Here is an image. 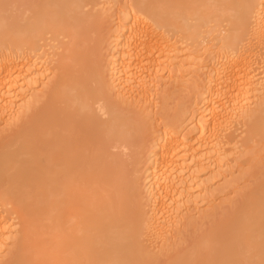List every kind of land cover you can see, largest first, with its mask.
I'll return each mask as SVG.
<instances>
[{
  "label": "bare ground",
  "instance_id": "bare-ground-1",
  "mask_svg": "<svg viewBox=\"0 0 264 264\" xmlns=\"http://www.w3.org/2000/svg\"><path fill=\"white\" fill-rule=\"evenodd\" d=\"M59 1L0 0V124L7 118L5 128L10 129L26 120L5 133L6 141L0 143V255L8 252L10 240L14 246L10 247L14 255L4 263L0 256V264H152L129 245L137 225L130 217L138 210L134 214L129 209L132 185L125 182L123 168L124 176L118 170L124 165L117 164L114 154L127 149L128 142L131 147L127 118L121 108L109 103L96 71L91 75L84 69L90 61L79 48L83 33L76 26L81 15L76 12L91 0ZM131 4L114 17L118 22L108 38L115 49L110 82L123 97L154 106L158 91L169 89L175 78L184 75L186 61L176 54L181 46L219 40L227 57L225 65L201 67L205 86L188 119L179 125L174 120L162 124L147 147L140 173L151 215L147 222L143 220L145 230L161 243L167 236L162 232L165 223L171 229L184 225V214L192 208L201 216L225 188L210 191L208 182L200 198L185 185L177 186L185 177L183 172L205 167L212 159L209 163L218 169L232 162L217 147L214 158L210 154L215 150L198 155L199 151L211 138L221 143L219 133L231 134L235 122L240 124L249 116L252 121L264 112L260 107H264V71L259 74L257 67L263 54L255 56L249 45L252 30L262 47L264 0H133ZM252 18L256 24L250 26ZM60 36L70 40L60 43ZM50 40H57L58 49L64 50L55 63L60 74L48 86L44 82L49 76L39 70L35 59H40L49 47L44 43ZM191 64L197 66L195 61ZM38 87L45 90L35 92ZM256 100L259 107L251 111ZM223 106L227 118L218 115ZM235 214L236 218L223 217L227 220L221 226L211 227L166 264H264V192ZM12 218L19 227L15 241L4 236Z\"/></svg>",
  "mask_w": 264,
  "mask_h": 264
},
{
  "label": "rangeland",
  "instance_id": "rangeland-1",
  "mask_svg": "<svg viewBox=\"0 0 264 264\" xmlns=\"http://www.w3.org/2000/svg\"><path fill=\"white\" fill-rule=\"evenodd\" d=\"M10 1L11 0H9V2ZM23 1L24 0H22V2ZM131 1L133 2V0H93V1L91 0V3L85 1V3H82L83 5L81 6L82 7L81 12H78V11L76 12V13L81 14L80 15L81 19H80V16H78V14H77V16L79 18L78 19L79 22L76 26L79 25L81 28L80 27H78V28H80L82 31L81 33H83V35L80 37L81 39L78 38L79 44H81V46L79 48L83 49L82 52H87L84 54L86 55L85 56L86 60H88V58H89V61H90L89 63H86L87 65H85V66H87V67H84V69L87 70V72H88V70H90L88 73L91 75H92V71H93V73H94V71H96L95 75L97 76V80H99L100 82L103 81L102 82L103 87H104V90H106V92H107L106 94H107V98L109 99L108 100L109 103L112 102L110 104L117 105V109H120V108L122 109V111L120 110V112L125 116V118H127V122H128L127 126H129L128 128H130L132 130V131H130V129L127 130V133L129 132L128 133V136H129L128 139L131 140L130 138L131 137L133 138L132 141H130V142H132V143H130L131 147H129V142H128L127 149H125L124 151L122 149L121 152H118L121 149L118 151L116 150V153H114L115 155H118L116 157L118 159V160L116 159L117 164L118 165L119 164L124 165L123 167H121L119 165L120 167L119 166L118 167L121 169H119L117 167L118 170L122 171V173L120 172L121 174H123V170H124V174L127 175L124 178L125 182L129 181L128 183L132 185L130 187L131 194H132V195H130L131 196L130 198H132V199L130 200V198H129V202L132 201V204H129L131 207L129 209L132 211V213H134L136 210H138V212H135V213H137V215H133L131 213V211H128V212L126 211L128 215H129V213L131 214L129 216L133 215L132 218L130 217V219L131 220L136 219V221L134 220V222L137 223V225L135 224V226H136L135 231H133V233L130 232L132 235L129 233L131 235V237H129V239L131 238V243H129V245L135 252L138 251V252H136L137 255L140 252V254L145 258V260L151 261L150 263H152V264H166L171 258H173L175 255L183 252L186 247L192 245L193 242H195L198 238L202 237L211 227H213V226L215 227L217 225L221 226V224H223L227 220V218H223V217L227 216L229 218V216H233V215L235 217V215H236L235 213H237L238 210L241 209L243 204L245 205V203L247 201L254 200V197L260 196L264 192L263 191L264 190V112H263V114H260L259 116L256 115L257 118L252 116V117L256 118L255 120L253 118V120L251 121V118H250L251 116L248 115L249 118H247L245 121L243 119L244 122H242V120H241L240 124H239V122H235V124L233 126L237 125V127H235V128L232 127L233 130L231 129V131H232L231 134L227 133V135L221 136L222 133H219V135L221 134L220 137H223V138H220V139H222L221 143H220L219 139L217 140L214 137V139H215L214 140L213 138H211L212 140L211 139H210L211 141L209 140V143H207L208 145L206 144L205 145L206 147H204L203 150H201L202 152L200 153V151H199V153H198V155H199V154L211 152V151L215 150V148L217 147L216 149L218 150L219 154L225 153V157L227 156L226 158L229 160V162L232 161L231 163L233 165L231 163H230V165L224 164V166H222V168L218 169V168H216L215 164H214V166L211 164L212 163L211 161L214 160V159H212L211 161H209L211 163L207 162L206 165L204 164L205 167L203 165H201L203 167L192 168L191 172L194 171L193 173H195V174L192 173V175H191V172H189V171L183 172L185 174V177L182 178V180H178V182H177L178 187L182 188V186L185 185L184 187L185 188L188 187V189L190 190L189 191L190 193H192L196 197H200V198H201V196H203V194L200 193L201 189L206 187L205 184H207L208 182H209L208 186H211V187H209L210 191H212L213 188H214V190L219 188V190L221 191V189H223L225 187L221 191L222 193L218 196L219 198H214L212 200V202L209 203L210 205L208 204V206H206L204 208V212L201 216H196L193 208L191 210H193L194 212H192L190 210V212L188 214L185 213L187 205H185V207L183 206L181 209H184V210H181V211H184V213H185L184 215H185V217H187L188 220L186 219V223H184V225L177 226V227L175 226L174 229H171L170 225L165 223L164 227H163L164 231L162 230V232L164 234H166L167 236H163L164 237L163 242L161 241V243H160L159 242L160 240H158L156 236L155 237L152 236L154 234H152L150 232H149L150 233L149 234L148 231L145 230V227H146L145 223L147 222V220L149 219V216L151 215V211H150L151 206H150V203L148 201V198L146 197V194H144V192L146 193V191H145V185L146 184H145V181L143 179L144 177L141 174L142 172L140 170L141 165L146 158L147 147L153 142V140L156 136V133H157V128H159V127L161 128L163 126L162 124H165V122H168L170 120H174V123L176 125L185 123V121L189 117L190 110L193 108V105H194L193 101L197 97L201 96V94H203V89H204L205 80H206V77H205L206 74H205V70L202 71L201 69L206 67V66H211L212 64H214V65L219 64V66H221L224 62H227V61H225V59L227 57H225V55H223L226 52L222 51L223 49L221 47H219V45H220L219 40L211 41L212 39L210 40L208 38V40H205L204 44L203 43H194V45H191V46L189 44L188 47L187 46L186 47L181 46L182 47L181 48L182 50H180L181 52L178 51L179 53L177 52L176 54H178L177 56L179 58L182 57L181 60L186 61L185 62L186 67H185V69L182 70V71H184V73H183L184 75H182L181 77L175 78L174 82L169 87V89H160L158 91L157 100L154 103V106H152L153 105L152 104L151 107H147L142 101H139L138 98H134V97L133 98H129V97L125 98V97H123L122 95H120L118 93V90L114 91V89L112 88V84L110 82L112 70L110 69L109 64H111V62L113 60V57H114L113 52L115 51V49L113 51V47L110 45L108 38H110L111 33L113 32V30H115V29H113V27L118 22V20L115 18H117V16L121 12H124V10L126 8H128L129 6L132 5ZM18 2L19 1H17V5H18ZM59 2L62 3L63 0H60ZM64 2H65V0H64ZM83 7H85V8H83ZM9 8H11V6ZM255 22H256V20L254 18L253 21L252 20L250 21V26L253 24L255 25L256 24ZM251 33H253V34H251ZM250 34H251V38H252V39H250L252 41H249L251 43V44H249V45H251L250 50L253 49L252 52L257 53L255 56L261 57L262 54L264 56V45H262V44H264V40H263V43L261 42L262 44H260L262 47H260V46H258L259 45L258 39L255 38V37H257L255 35L256 33L252 32V30H251ZM60 37H61L59 39L60 43H63V42L66 43V42H68L66 40H70L69 39L70 37L65 38L63 36V40H62V36H60ZM209 37H211V36H209ZM253 38H255L256 41L253 40ZM82 41H83V43H82ZM216 41L217 42L219 41L218 44ZM50 42L51 43H48V42L44 43L45 45H47L49 47L46 48V46L44 45L46 49L45 50L43 49L44 52H42L43 54L41 55V57H39L40 59H38V60L35 59L37 66L40 65V68L39 67H37V68H39V70L41 72H43V73L45 72V74H47V76H49L47 81L44 82V85L47 84L48 86L51 82H53L54 79L56 80L60 74V71L59 70L56 71L57 69H55V66H56L55 63H57V60H58L57 56L60 55L61 53H63L62 50H64L63 46L59 47V49H58V46L61 44L58 45L57 40L56 41L50 40ZM54 42H56L55 43L56 45L54 44ZM253 42L260 48V50L258 49V47L255 46V44H252ZM247 46H248V44H247ZM248 47L250 48V46H248ZM253 47H256L255 49L257 51ZM84 49H85V51H84ZM183 49H186V50L184 51ZM252 52H251V54H252ZM258 53H259V55H258ZM90 56H91V59H90ZM263 56L261 57L263 60L262 59L259 60V62H261V63L262 62L264 63V57ZM223 57H225V58H223ZM258 58L256 57L255 60H258ZM196 60L198 63L196 62ZM192 61H195L197 66L191 67ZM32 62L33 63H31V64L35 65L34 64L35 62L33 60H32ZM177 62H178V59H177V61H174L173 64H175ZM199 62H201L202 64ZM256 63H255V65L257 66ZM261 63H259V65L257 66L258 70H259V72H258L259 74H260V72L264 71V70H261V68L264 67V64L263 63L261 64ZM198 64L201 66H199ZM225 64L226 63H224V65ZM88 65H89V67H88ZM187 65H190V66H187ZM46 67H48V68L50 67V68L48 69ZM193 67H197L200 69H196ZM54 69H55V71H54ZM158 69H160V68H158ZM204 69H206V68H204ZM46 70H48V71H46ZM166 70H167V68H166ZM258 73H257V76H258V79H260L259 77L262 75H258ZM160 79L163 80L164 78H160ZM47 85H46V87L44 86L45 89L47 88ZM38 88L35 89L36 90L35 92H41L44 89V88L41 89V87L39 89ZM222 100L224 102H226V105H227V101H226L227 99H225L224 96H222ZM256 101L254 102V104H252V106L250 108L251 111L257 110L256 108L259 107L258 106V104H259L258 100H256ZM222 102L220 104L224 105L225 103L223 102L224 103L223 104ZM19 106H21V105H19ZM260 107L264 108L262 105H260ZM224 108L225 107L223 106V108L220 109L218 115H220V117L223 116L225 118L226 116L227 117L229 116L228 115L229 113L226 114L225 112L221 111V110H225V109L227 110V108H225V109ZM17 111H16V113H18V115H19V112L21 110L20 111L17 110ZM256 112L257 111H255V113ZM260 112H262V111H260ZM252 113H254V112H252ZM223 114H225V115H223ZM13 115L15 116L14 112H13L12 116ZM126 115L128 117H126ZM253 115H255V114H253ZM130 118L133 122L130 120ZM5 119H7V118H5ZM5 119L2 120V122L3 121L5 122L4 123L5 125L0 124V143L1 144L4 141H6V139L3 140L5 133L13 132L17 128V126H22L26 123V120H23L21 124L19 122H15L10 129H6L7 127L5 128V126H6V120ZM238 124H239V126H238ZM229 132H230V130H229ZM130 133H132V134H130ZM213 140L214 141L217 140L218 142L213 143L214 142ZM229 140L232 143L228 142ZM1 141H3V142H1ZM218 152L216 151V152H214V154L212 153L210 155L214 158L216 156L215 153H218ZM118 157H121V158H118ZM122 158H124L125 161L122 160ZM119 159L121 160V162L124 161L125 163L124 162H123L124 164L120 163ZM226 163H228V162H226ZM122 168H123V170H122ZM199 169H200V171H199ZM118 173H119V171H118ZM124 174H123V176H124ZM216 175H218V176L216 177ZM211 180H212V182H211ZM179 181L181 182V184ZM189 182H190V184H189ZM190 188H193V189H190ZM192 190L194 192H192ZM128 191L130 192V190H128ZM129 192H128V194H129ZM194 195H193V198H195ZM248 195H249V197H248ZM247 197H248V199H247ZM207 198H208V196H207ZM245 200H246V202H245ZM133 201H134V203H133ZM129 205H127V207H129ZM126 218H128V217H126ZM143 219L146 221L145 223H144ZM16 223H17V220L12 218L11 222L8 225L9 227H11V229H9V227L7 226L8 227L7 229L9 232L7 231L6 234L4 235V236H6V238H8V236L9 237L11 236L10 238L14 239L13 241L17 240L16 237L17 238L20 237V236H18L19 233H17L19 230V227H17L18 224H16ZM139 223H141V224H139ZM166 225H169V226L165 227ZM166 229H167V231H165ZM168 229H170V231H168ZM10 230L12 231V233ZM162 232H161V234L163 235ZM14 233H16V234H14ZM148 235H150V236H148ZM155 235H157V234H155ZM151 237H152V239H151ZM157 240H158V242H157ZM133 241H135V242H133ZM10 242H12V240H10ZM10 242H8L6 245V248L8 249V250L6 249L8 251V252H5L6 255H5V253L0 255V256H3L1 263H4L12 255H14L13 254L14 250L10 249V247H12V243H10ZM141 255H138V257L143 259V257Z\"/></svg>",
  "mask_w": 264,
  "mask_h": 264
}]
</instances>
